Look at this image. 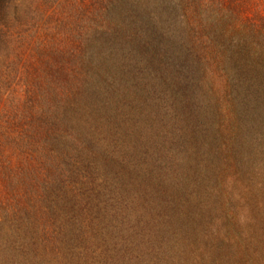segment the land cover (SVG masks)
Returning <instances> with one entry per match:
<instances>
[{
    "label": "trees",
    "instance_id": "1",
    "mask_svg": "<svg viewBox=\"0 0 264 264\" xmlns=\"http://www.w3.org/2000/svg\"><path fill=\"white\" fill-rule=\"evenodd\" d=\"M66 1L0 0V263L264 264V16L158 0L157 26L134 8L156 0H96L35 45L65 57L21 71L13 41ZM96 35L128 55L100 63Z\"/></svg>",
    "mask_w": 264,
    "mask_h": 264
},
{
    "label": "rangeland",
    "instance_id": "2",
    "mask_svg": "<svg viewBox=\"0 0 264 264\" xmlns=\"http://www.w3.org/2000/svg\"><path fill=\"white\" fill-rule=\"evenodd\" d=\"M159 1L162 2L161 0ZM159 1L156 0L155 3L153 4H141L140 3L136 7H134L136 19L139 18L141 21L147 22L149 24L153 22V23H156L157 26L162 25V22L171 21L175 17L174 11L173 13L168 15L167 14L168 11H165L163 9H168V10H171V9L167 5H165V3L160 4ZM237 1L243 2L244 9H246L245 10L246 13L248 14L251 13L250 15H253L254 13H259L264 16V0H237ZM104 2L106 5L111 3L109 0H107V2L106 0H104ZM95 5L106 6L103 3L98 2L96 0H67L64 3V5L61 4L59 7L48 9L47 14L49 18L47 20H43L42 22L37 23V27H35V29L37 30L34 32L33 37L29 39L28 41H25V44L23 45V47H22L23 41L22 42H20L19 40L13 41L12 57L14 58L15 64L20 68L21 71H24L25 67L28 66L27 62H35L38 64H42L48 61L49 58H56L58 61H60L62 57H65L67 55L66 50H65L64 55H59V54L54 53V55L48 56V55H45L44 53H40V51L36 48L35 45L37 43L44 44V43L51 42L50 45H54L57 48L59 46L57 44L55 45V43L57 42H54L53 40L57 37L58 30H62V27L63 29H67L71 31L73 24L76 27H78L87 22L92 26L94 24V20L97 17V9ZM63 8L65 10H63ZM141 8H147L148 11L141 12ZM153 16L156 17L155 20L152 19ZM96 36L97 37L94 38L92 42L90 43L89 49L92 48L94 49V51L95 50L97 51V49L104 44L103 46H107V47L109 46V47H113V48L115 47L117 49H121L124 55H128L129 52L127 50H124L123 47L118 44H123L124 48L131 49V46L126 45V41L129 39L128 37L129 32L125 33L124 37L117 39L118 44H116L115 41H113V39L110 36H103V37H99L98 35ZM113 48L106 50L108 52L103 56L104 57L103 59H99V53L101 49L98 50L94 55L92 54L93 58H96V60L102 63L103 60L110 58V56L112 55L111 52H113ZM135 51H138V49L135 48ZM88 55L90 56L91 52ZM90 58L88 60L91 62ZM32 60H35V61H32ZM133 65H134V62H132V66ZM97 73H98V67L96 68L94 75H96ZM18 79L14 80L13 85L14 84L15 85L13 87L15 88L19 87V86L17 87L16 85ZM134 82H137V80L135 79ZM21 89H22V97H24L23 95H24L25 87ZM49 108L52 110L51 106ZM144 113L149 114L150 110L148 109L144 110ZM221 123L224 124V122L222 121ZM191 145L194 148L195 158L197 159V156L200 155L199 151L203 152V150L201 149L202 147L200 146L201 147L200 148L198 145V142H196L195 140L192 141ZM193 167H195V162L193 164ZM92 247L93 246H91L90 248Z\"/></svg>",
    "mask_w": 264,
    "mask_h": 264
}]
</instances>
